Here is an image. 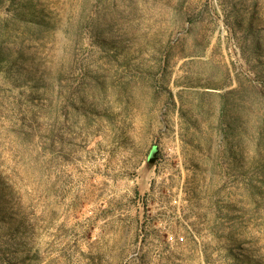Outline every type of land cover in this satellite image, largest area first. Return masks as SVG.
<instances>
[{"label":"rangeland","instance_id":"374dc122","mask_svg":"<svg viewBox=\"0 0 264 264\" xmlns=\"http://www.w3.org/2000/svg\"><path fill=\"white\" fill-rule=\"evenodd\" d=\"M0 264H264V0H0Z\"/></svg>","mask_w":264,"mask_h":264}]
</instances>
